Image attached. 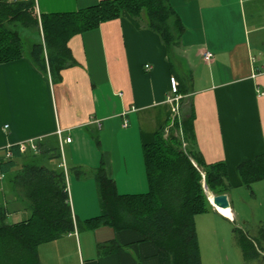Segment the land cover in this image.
<instances>
[{
    "label": "crops",
    "instance_id": "obj_1",
    "mask_svg": "<svg viewBox=\"0 0 264 264\" xmlns=\"http://www.w3.org/2000/svg\"><path fill=\"white\" fill-rule=\"evenodd\" d=\"M33 1L39 16L75 12L100 0ZM168 3L183 25L175 50L168 51L143 19L123 13L71 35L65 42L73 61L57 76L39 70L30 52L0 63V155L10 154L13 145L23 152H33V143L45 149L58 146L61 160L42 163L51 169L64 163L77 224L74 232L47 244H53L55 255L73 252V264H161L156 245L137 231L107 225L88 229L83 221L101 211L95 179L100 165L119 194L148 190L142 145L174 116L192 110V146L206 163H225L230 188L243 186L238 164L264 152V0ZM205 50L213 54L208 63L202 58ZM172 78L177 89L183 81L187 94L172 91ZM10 178L0 173V205L6 223H15L30 211ZM201 214L194 218L200 250L197 223L203 217L211 223L235 216L231 207L212 206Z\"/></svg>",
    "mask_w": 264,
    "mask_h": 264
},
{
    "label": "trees",
    "instance_id": "obj_2",
    "mask_svg": "<svg viewBox=\"0 0 264 264\" xmlns=\"http://www.w3.org/2000/svg\"><path fill=\"white\" fill-rule=\"evenodd\" d=\"M123 13L143 19L168 51L179 46L183 25L168 0H100L75 12L39 16L33 0H0V63L24 56L17 26L40 29L41 41L32 44L30 59L39 70L57 76L73 61L65 42L71 35L97 28ZM178 84L181 88H176V93L187 94L183 81ZM193 119L192 110L181 118L175 116L156 131L151 142L142 145L148 183L145 193L119 194L100 165L95 179L101 211L85 219L83 227L107 225L115 230H135L156 245L161 264H201L194 218L212 208L202 184L212 194L226 193L230 185L225 163H206L192 146ZM37 148L39 155L13 145L9 156L7 150L0 155V173L11 174L15 194L24 197L30 211L26 219L6 223L7 212L0 205V264H43L39 246L74 232L77 224L63 168H48L37 159L58 161V146ZM237 173L246 187L264 179V152L240 162ZM232 232L242 263L264 264V224L259 223L257 234L238 227Z\"/></svg>",
    "mask_w": 264,
    "mask_h": 264
},
{
    "label": "rangeland",
    "instance_id": "obj_3",
    "mask_svg": "<svg viewBox=\"0 0 264 264\" xmlns=\"http://www.w3.org/2000/svg\"><path fill=\"white\" fill-rule=\"evenodd\" d=\"M16 30L19 32L23 40L24 54L27 55L30 52L32 44L38 42V39L41 38L40 29L37 31L36 29L17 26ZM34 149L35 151L38 150L35 143H33V152ZM25 153L29 154L27 149ZM37 159L41 161V163L42 160L48 162L51 160H41L39 157ZM68 173L69 175L71 174L74 176L70 169H68ZM8 177L9 176H6L3 181H8ZM207 192L209 191L206 187V195ZM228 194L231 198L230 207L233 209L235 215L234 219L230 220L225 216H221L218 220L216 219V221L210 223L206 218L201 216L203 217V220L197 223L202 264H243L240 250L235 243L232 229L238 227L251 234H257L259 223L264 224V179L253 182L249 187L244 185L239 187L233 186L229 188ZM15 218L16 217L14 216L11 220H17ZM206 229L208 230V234ZM52 245L53 244H42L39 246L41 250L40 254L45 264H51V262L52 264H59V261H61V258L63 257L65 258L64 264L74 263L73 252L60 251L63 257L58 253H56V256L52 251ZM53 257H57V259H53Z\"/></svg>",
    "mask_w": 264,
    "mask_h": 264
},
{
    "label": "built area",
    "instance_id": "obj_4",
    "mask_svg": "<svg viewBox=\"0 0 264 264\" xmlns=\"http://www.w3.org/2000/svg\"><path fill=\"white\" fill-rule=\"evenodd\" d=\"M202 58H203V60H204L205 62L208 63V62L211 61V59L213 58V54H212L210 51L205 50V51L202 52ZM146 67H148V66H146ZM171 85H172V88H171L172 91L175 92V91H176L177 82L175 81L174 78H172ZM178 99H179L178 97H173V98H171L170 100H171V101H177ZM177 111H178V105L176 104L174 107H172V113H173V115H175V114L177 113ZM174 117H175V116H174ZM123 126H126V122L123 124ZM58 132H60V131H58ZM65 140H66L67 142H69V141H70V138H69V137H66ZM185 146H186L185 142H182V147L184 148ZM9 155H10L9 153H6V156H9ZM194 164H195V163H194ZM61 166L63 167V170H64V172H65L66 169H65V165H64V163H62ZM202 177H203V174H202ZM202 185L204 186V183H203ZM67 190H68V189H67ZM204 190L206 191L205 187H204ZM213 207H215V206H213ZM215 208H216V207H215Z\"/></svg>",
    "mask_w": 264,
    "mask_h": 264
},
{
    "label": "water",
    "instance_id": "obj_5",
    "mask_svg": "<svg viewBox=\"0 0 264 264\" xmlns=\"http://www.w3.org/2000/svg\"><path fill=\"white\" fill-rule=\"evenodd\" d=\"M206 189V185H204ZM209 202L212 206L219 207V208H228L230 207L227 195L223 194H213L212 199H209Z\"/></svg>",
    "mask_w": 264,
    "mask_h": 264
},
{
    "label": "bare ground",
    "instance_id": "obj_6",
    "mask_svg": "<svg viewBox=\"0 0 264 264\" xmlns=\"http://www.w3.org/2000/svg\"><path fill=\"white\" fill-rule=\"evenodd\" d=\"M207 198L212 199V194L210 192H207ZM219 209H221L222 211H227L228 208H219Z\"/></svg>",
    "mask_w": 264,
    "mask_h": 264
}]
</instances>
